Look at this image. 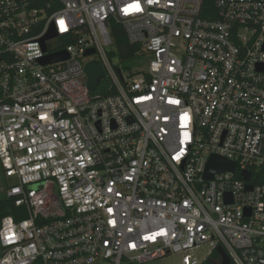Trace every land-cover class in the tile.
<instances>
[{
    "label": "built area",
    "instance_id": "built-area-1",
    "mask_svg": "<svg viewBox=\"0 0 264 264\" xmlns=\"http://www.w3.org/2000/svg\"><path fill=\"white\" fill-rule=\"evenodd\" d=\"M212 156L236 171L206 180ZM263 167L264 0H0V264H264Z\"/></svg>",
    "mask_w": 264,
    "mask_h": 264
},
{
    "label": "water",
    "instance_id": "water-1",
    "mask_svg": "<svg viewBox=\"0 0 264 264\" xmlns=\"http://www.w3.org/2000/svg\"><path fill=\"white\" fill-rule=\"evenodd\" d=\"M53 37V35H52ZM95 53V50H89L87 52V55H92ZM69 58V55L66 51L59 52L57 54L49 55L47 56L42 62L44 64L67 60ZM86 73L88 76V83L87 86L89 90L93 93H95L98 89V86L101 84L103 79H105V71L103 69V66L98 61H92L86 65ZM236 164L229 162L223 158H220L218 156H212L208 162L206 173H205V179L206 180H212L213 177L218 173L223 172H235L236 171ZM242 178L245 181L251 180V173L249 171H245L242 173ZM252 186L248 185L247 190L251 191ZM227 202H229V196H227L226 199ZM216 251L221 257V264H233L231 261V258L225 251V249L222 246H217Z\"/></svg>",
    "mask_w": 264,
    "mask_h": 264
},
{
    "label": "trees",
    "instance_id": "trees-1",
    "mask_svg": "<svg viewBox=\"0 0 264 264\" xmlns=\"http://www.w3.org/2000/svg\"><path fill=\"white\" fill-rule=\"evenodd\" d=\"M110 27L114 42V51L110 55L111 58L119 55L122 60H126L138 56L141 51V46L129 42L123 27L116 23H112ZM103 94L108 96L110 93L104 92ZM252 182L254 184L264 185V167L257 173L253 172ZM15 209L12 204H0V218L15 215ZM202 264H221V257L217 253L216 248L213 249L211 255Z\"/></svg>",
    "mask_w": 264,
    "mask_h": 264
},
{
    "label": "rangeland",
    "instance_id": "rangeland-1",
    "mask_svg": "<svg viewBox=\"0 0 264 264\" xmlns=\"http://www.w3.org/2000/svg\"><path fill=\"white\" fill-rule=\"evenodd\" d=\"M112 48L113 47H111L110 49ZM113 62L119 66H122L125 72L140 73L148 69L150 57L148 55L138 54V56L122 60L119 55H115V57L113 58ZM107 83L108 79H103L98 89L99 93L102 92L103 88L107 85ZM214 247L215 243H207L198 248L193 249L191 251V254L202 262L211 255ZM181 261L182 256L180 254H174L162 259L151 261L147 264H181Z\"/></svg>",
    "mask_w": 264,
    "mask_h": 264
}]
</instances>
